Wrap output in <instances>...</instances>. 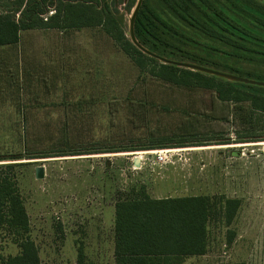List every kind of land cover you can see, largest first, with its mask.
Instances as JSON below:
<instances>
[{"label":"rangeland","instance_id":"374dc122","mask_svg":"<svg viewBox=\"0 0 264 264\" xmlns=\"http://www.w3.org/2000/svg\"><path fill=\"white\" fill-rule=\"evenodd\" d=\"M137 1L109 0L111 15L130 42L129 20ZM143 1L132 23L135 38L138 12L148 27L161 18L174 20L165 25L173 34L174 57L154 54L224 73L228 76H214L226 81L258 80L234 73L233 67L212 66L179 46V24L194 28L195 44L208 42L194 0H168L159 11ZM199 3L215 10L218 4L233 6L240 15L264 18V0ZM160 30L151 37L164 42ZM20 34L19 46L0 48V158L35 157L22 159L15 176L41 264H77L79 249L82 264H114V203L140 186L152 198L209 197L215 214L207 222L206 253L184 264H264V115L252 112L247 123V103L239 111L219 101L213 90L176 86L140 72L98 28L73 31L66 39L57 31ZM221 44L229 47L226 39ZM19 53L22 73L14 68ZM261 68L256 71L263 75ZM15 73L22 82L14 80ZM52 77L57 78L53 88ZM18 99L26 105L22 112L15 111ZM161 149L172 150L169 161L143 153ZM72 152L81 155L66 156ZM137 156L144 161L134 166ZM37 166L43 167L42 178L35 177ZM226 198L240 202L228 225L221 213ZM18 251L0 230V264Z\"/></svg>","mask_w":264,"mask_h":264},{"label":"trees","instance_id":"16d2710c","mask_svg":"<svg viewBox=\"0 0 264 264\" xmlns=\"http://www.w3.org/2000/svg\"><path fill=\"white\" fill-rule=\"evenodd\" d=\"M166 1L150 0L148 5L155 6L159 11L166 6ZM200 1L194 0L200 5V11L196 14L205 25L208 42L195 44L192 38L194 28L179 24L182 29L175 28V33L179 32L181 38L179 46L187 47L185 53L188 51L190 55L198 54L206 58L212 66L233 67L234 73L240 70L246 72L248 77L262 81L264 74H258L256 69L264 68L262 60L257 61L264 60V18L240 15L241 11L235 12L233 6L226 9L218 4L215 10L200 4ZM49 11L51 13L48 15ZM170 19L161 18L159 24L151 22L149 28L138 12L134 24L136 38L152 52L174 57V50L170 47L173 34H167L165 28L170 21L174 22L172 17ZM97 28L140 72L176 86L213 90L219 101L232 103L239 111L247 110L243 116L247 123L252 112L264 115L263 86L226 81L214 75L166 64L144 54L118 27L109 10V0H0V46L16 44L21 31ZM156 29L163 32L161 40L164 42H157V37H151ZM148 35L154 42L148 41ZM225 39L229 47L221 44L225 43ZM245 103L247 106L242 110L241 106ZM69 155L81 154L72 152L66 156ZM32 158L35 157L22 154L0 158V230H4L19 248L16 254L2 259V264H41L38 248L29 236V219L15 176L16 167L24 163L20 161ZM134 191L135 194L119 198L114 203V264H181L187 257L206 253L207 222L209 216L215 214L208 196L152 198L145 192L144 186ZM239 203L236 198L224 200L221 213L227 225L233 219ZM82 258L79 249L77 264H82Z\"/></svg>","mask_w":264,"mask_h":264},{"label":"water","instance_id":"95a60500","mask_svg":"<svg viewBox=\"0 0 264 264\" xmlns=\"http://www.w3.org/2000/svg\"><path fill=\"white\" fill-rule=\"evenodd\" d=\"M142 0H138L132 13H131V16H130V40L132 42V44L134 46H136L141 52H143L144 54H147L149 56H152L156 59H158L159 61L163 62V63H166V64H173V65H176V66H181V67H185L187 69H191V70H196V71H201V72H206V73H209V74H212V75H217V76H228L224 73H220L218 71H215V70H211V69H208V68H204L202 66H198V65H195V64H190V63H184V62H177V61H173V60H169L165 57H160L156 54H154L153 52H150L148 49L144 48L137 40L136 38L134 37L133 33H132V23H133V19L135 17V14L140 6V3H141ZM231 76V75H229ZM234 80L236 81H240V82H243V83H247V84H253V85H258V86H263L264 87V81H260V80H253V79H249V78H244V77H233ZM138 162H139V158L135 157L133 159V165L136 166L138 165ZM43 167L42 166H37L35 168V177L36 178H42L43 177Z\"/></svg>","mask_w":264,"mask_h":264},{"label":"crops","instance_id":"0c3cea01","mask_svg":"<svg viewBox=\"0 0 264 264\" xmlns=\"http://www.w3.org/2000/svg\"><path fill=\"white\" fill-rule=\"evenodd\" d=\"M80 30H82V29H80ZM43 31H57L61 36H64V38L66 39L68 36H70V34L73 32V31H79V30H68V31H58V30H54V29H50V30H43ZM22 32V31H21ZM20 36H21V34H20ZM61 41H64L63 39H61ZM22 43V40L20 39V37H19V41L16 43V44H14V45H10L11 47L13 46V47H15V46H19V44H21ZM60 46L59 47H61L62 49H61V51H60V58H59V60H61V58L63 57V55H64V50H63V48H64V42H61V44H59ZM7 47H9V46H7ZM0 48H2V49H4L3 48V46H0ZM2 51L3 50H0V52L2 53ZM26 53H27V51H25ZM21 55V53H19L18 55H17V59L19 60L20 59V64L18 65L17 64V60L16 61H14V68H15V70L17 71V69L19 70V71H17V72H19V73H22V69L23 68H21V62H22V57H19ZM31 56V55H30ZM29 61V60H28ZM37 63V62H36ZM23 65V64H22ZM38 65H40V66H42V64L41 63H38ZM50 71L51 72H53L52 71V68H50ZM55 79H57L56 77H52V79H50L49 80V83H50V85L52 86V88L53 87H55ZM14 80L15 81H17V82H22V78L20 77H18V75L15 73V78H14ZM16 82V83H17ZM21 84L20 85H17L16 87H17V90H18V95H17V97L19 96V89L21 88ZM4 98H6V97H3L2 99L3 100H5ZM15 106L16 107H20V109H16L15 111H24V109H23V107L24 106H26L25 104H22L21 102H20V100L18 99V101H16L15 103ZM27 105H29V104H27ZM236 154V153H235ZM237 155V154H236ZM233 156V155H232ZM193 257V256H192ZM187 258H190V257H187ZM187 258H185L182 262H181V264H184V262H185V260L187 259ZM114 261V260H113Z\"/></svg>","mask_w":264,"mask_h":264},{"label":"built area","instance_id":"2783aa9c","mask_svg":"<svg viewBox=\"0 0 264 264\" xmlns=\"http://www.w3.org/2000/svg\"><path fill=\"white\" fill-rule=\"evenodd\" d=\"M171 149H161V150H154V151H147V152H143L144 155H148L150 153H153V155L155 156V158L157 159L158 162H167L169 161V158L171 157L172 154H169L171 153ZM168 154V155H167ZM139 158V164L140 163H143L144 161V158L142 159V156H138ZM147 159V158H145Z\"/></svg>","mask_w":264,"mask_h":264},{"label":"bare ground","instance_id":"6f19581e","mask_svg":"<svg viewBox=\"0 0 264 264\" xmlns=\"http://www.w3.org/2000/svg\"><path fill=\"white\" fill-rule=\"evenodd\" d=\"M142 153V152H141ZM137 158H138V156H137Z\"/></svg>","mask_w":264,"mask_h":264}]
</instances>
